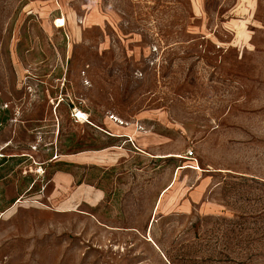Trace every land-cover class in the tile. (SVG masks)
Instances as JSON below:
<instances>
[{
    "label": "rangeland",
    "instance_id": "374dc122",
    "mask_svg": "<svg viewBox=\"0 0 264 264\" xmlns=\"http://www.w3.org/2000/svg\"><path fill=\"white\" fill-rule=\"evenodd\" d=\"M0 264H264V0H0Z\"/></svg>",
    "mask_w": 264,
    "mask_h": 264
},
{
    "label": "crops",
    "instance_id": "0c3cea01",
    "mask_svg": "<svg viewBox=\"0 0 264 264\" xmlns=\"http://www.w3.org/2000/svg\"><path fill=\"white\" fill-rule=\"evenodd\" d=\"M70 164H73L72 162H69ZM72 176L67 173V172H64V173H57L55 174L53 177H52V182L54 184H56V186L58 185L59 188H65L67 185L69 184H72ZM202 184H205V182L203 181L201 183ZM203 186V185H202ZM202 189V187H198L195 189V193H199V191Z\"/></svg>",
    "mask_w": 264,
    "mask_h": 264
},
{
    "label": "bare ground",
    "instance_id": "6f19581e",
    "mask_svg": "<svg viewBox=\"0 0 264 264\" xmlns=\"http://www.w3.org/2000/svg\"><path fill=\"white\" fill-rule=\"evenodd\" d=\"M54 26L56 27V28H61V27H64L65 26V20L64 19H57L56 21H55V23H54ZM79 115V114H78ZM80 116H83V115H81L80 114ZM115 122H117L118 123V120L116 119V121ZM123 122V121H122ZM124 124H125V122H124ZM128 127V126H127ZM130 129V128H129ZM115 130H117V129H115ZM134 132V131H133ZM136 135V134H135ZM139 135V134H138ZM137 137H139V136H137ZM167 192V190H165L164 192H163V194L164 193H166ZM174 198V197H173Z\"/></svg>",
    "mask_w": 264,
    "mask_h": 264
},
{
    "label": "built area",
    "instance_id": "2783aa9c",
    "mask_svg": "<svg viewBox=\"0 0 264 264\" xmlns=\"http://www.w3.org/2000/svg\"><path fill=\"white\" fill-rule=\"evenodd\" d=\"M74 117H75L76 119H79L77 114H74Z\"/></svg>",
    "mask_w": 264,
    "mask_h": 264
}]
</instances>
